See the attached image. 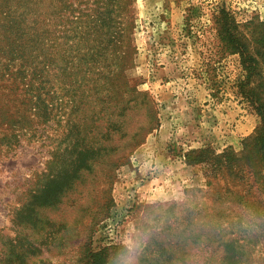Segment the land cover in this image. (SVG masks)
Masks as SVG:
<instances>
[{"label": "rangeland", "instance_id": "rangeland-1", "mask_svg": "<svg viewBox=\"0 0 264 264\" xmlns=\"http://www.w3.org/2000/svg\"><path fill=\"white\" fill-rule=\"evenodd\" d=\"M221 6L241 23L264 21V0L134 1L125 35L107 55L122 65L107 112L112 120L105 115L81 133L91 145L88 162L73 165V188L39 211L50 226L20 230L40 248L30 264H84L89 251L102 248L117 257L129 242L139 264L154 248L146 249L149 241L172 248L173 264H220L231 241L241 246L243 264H264L263 168L245 146L262 118L239 91V55H214L210 26ZM50 11L54 45L70 49L73 35H59L56 5ZM66 19L64 29L69 10ZM109 36L92 35L93 46ZM254 81L264 100V78ZM69 131L65 119L39 116L31 129L17 130L15 150L0 144V249L17 234L18 210L46 181L51 198L71 181L72 167L62 157L53 161L73 153ZM202 149L236 161L206 171L188 161Z\"/></svg>", "mask_w": 264, "mask_h": 264}, {"label": "trees", "instance_id": "trees-1", "mask_svg": "<svg viewBox=\"0 0 264 264\" xmlns=\"http://www.w3.org/2000/svg\"><path fill=\"white\" fill-rule=\"evenodd\" d=\"M134 1L0 0V128L6 129L1 133L0 144H7L10 150H15L13 144L20 143L17 130L31 129L39 116L46 122L58 116L65 119L66 125L70 126L69 134L76 135L73 153H66L68 157L63 158L65 152H62L53 158L56 161L62 157L72 167L68 170L70 174H67L71 181H64L61 187L55 189L52 198L50 180L46 181L41 192L33 195L18 210L13 219L17 234L4 240L0 249V264H30L31 259L36 257L39 246L27 236H21L20 230L50 226V219L42 220L39 211L56 205V196L60 198L73 188L72 180L78 177L73 165L88 162L85 155L90 153L91 145H87V137L80 136L81 133H90L94 124L105 115L112 120L107 112L113 90L119 84L122 65L116 59L108 62L110 59L107 55H110V44H119L125 35L124 25ZM53 5H56L59 35H73L70 49H64L61 44L57 47L54 45L50 21V8ZM67 10L69 27L64 29ZM210 30L217 38L214 55H239L245 72L239 91L262 118L245 146H251L255 151L263 168L264 180V100L259 84L255 85L254 81L256 77L264 78V21L252 19L241 23L231 11L221 6L212 15ZM92 35L110 36L101 41L99 48L98 44L93 46L96 40ZM87 119L92 121L89 126L85 123ZM204 153L203 149L191 151L190 154L194 156L188 161L202 164L206 171L211 172L217 171L223 159L224 162L227 159L236 161L231 154ZM208 184L211 182L208 181ZM48 239L50 233L42 243H47ZM151 246L154 248L150 250V256L142 257L139 264H173L172 248L161 241H149L146 249L149 250ZM108 250L89 251L84 257V264H114L117 254L108 256ZM224 253L226 256L220 264H243L239 258L242 255L241 246L235 241L229 242L228 247L224 245ZM108 257H112L110 261Z\"/></svg>", "mask_w": 264, "mask_h": 264}, {"label": "clouds", "instance_id": "clouds-1", "mask_svg": "<svg viewBox=\"0 0 264 264\" xmlns=\"http://www.w3.org/2000/svg\"><path fill=\"white\" fill-rule=\"evenodd\" d=\"M135 262V246L129 242L126 251L118 255L114 264H134Z\"/></svg>", "mask_w": 264, "mask_h": 264}]
</instances>
